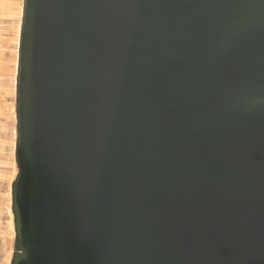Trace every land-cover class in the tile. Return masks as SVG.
<instances>
[{"label":"water","instance_id":"95a60500","mask_svg":"<svg viewBox=\"0 0 264 264\" xmlns=\"http://www.w3.org/2000/svg\"><path fill=\"white\" fill-rule=\"evenodd\" d=\"M9 264H264V0H23Z\"/></svg>","mask_w":264,"mask_h":264},{"label":"rangeland","instance_id":"374dc122","mask_svg":"<svg viewBox=\"0 0 264 264\" xmlns=\"http://www.w3.org/2000/svg\"><path fill=\"white\" fill-rule=\"evenodd\" d=\"M22 5L23 0H0V264H4V257L10 249L9 246L12 253L14 252V238L9 245L2 238L8 236L7 206L11 209V194L9 203L7 189L12 179L10 176L13 165L16 166L15 154H13L16 144V86L14 87L16 75L14 77L13 72L16 61L18 64L16 30L22 19L21 11H19Z\"/></svg>","mask_w":264,"mask_h":264},{"label":"bare ground","instance_id":"6f19581e","mask_svg":"<svg viewBox=\"0 0 264 264\" xmlns=\"http://www.w3.org/2000/svg\"><path fill=\"white\" fill-rule=\"evenodd\" d=\"M22 10H23V5H22V7H21V9L19 10V11H21L20 13H21V16H22ZM21 19V18H20ZM20 22H21V20H20ZM18 23V26H17V30H16V35H17V48H18V43H19V35H20V24L21 23ZM17 51H18V49H17ZM17 58H18V53H17ZM16 70H17V61H16V63H15V66H14V72H13V74H14V77H15V75H16ZM16 86V84H15V82H14V87ZM14 154V153H13ZM12 172V171H11ZM16 173H17V169H16V166L15 165H13V172H12V175L10 176V178H12L9 182H10V184H11V181H13V179H14V177H15V175H16ZM9 178V179H10ZM10 184H8L9 186H8V188L9 189H7L8 190V194H7V196H8V201L7 202H9L10 203V198H9V196H10V194H11V186H10ZM7 208H8V214H9V219H8V225H7V227H8V236H7V238H2V239H4V241L6 240V243H8V245L10 244V242L12 241V238H14V235H15V232H14V223H13V215H12V210L10 209V207L9 206H7ZM6 208V209H7ZM10 247V249L8 250V253L6 254V256L4 257V264H9L10 263V259H11V256H12V250H11V246H9ZM8 247V248H9Z\"/></svg>","mask_w":264,"mask_h":264}]
</instances>
